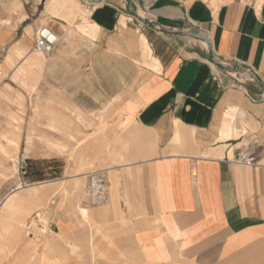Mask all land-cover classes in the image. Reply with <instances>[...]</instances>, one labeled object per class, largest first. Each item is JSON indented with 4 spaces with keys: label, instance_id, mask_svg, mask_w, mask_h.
I'll use <instances>...</instances> for the list:
<instances>
[{
    "label": "crops",
    "instance_id": "crops-1",
    "mask_svg": "<svg viewBox=\"0 0 264 264\" xmlns=\"http://www.w3.org/2000/svg\"><path fill=\"white\" fill-rule=\"evenodd\" d=\"M48 1L0 0V50L34 66L51 30L62 119H95L59 176L0 201V264H264V0Z\"/></svg>",
    "mask_w": 264,
    "mask_h": 264
},
{
    "label": "rangeland",
    "instance_id": "rangeland-1",
    "mask_svg": "<svg viewBox=\"0 0 264 264\" xmlns=\"http://www.w3.org/2000/svg\"><path fill=\"white\" fill-rule=\"evenodd\" d=\"M49 1L50 9L56 7L54 4H60ZM78 8L79 30L86 37L90 13ZM49 14L59 15L58 12ZM54 50L50 55H43L33 49L29 59L37 60L34 66H28L27 58L21 60L22 49L14 48L10 54L9 48L0 50V82L3 80L0 84V201L15 189L24 187L32 191L39 183L59 176L60 167L69 160L72 146L83 141L81 130L93 128L90 120L95 117L79 118L70 108L67 109L69 118L62 119L61 110L65 109L56 103L55 94L49 92L55 77L44 76L56 63ZM45 90H48L47 94ZM46 102L48 108H45ZM20 165L25 170L23 176L18 170ZM49 167H53L51 172ZM15 206L7 213L15 214ZM47 221L48 216L41 209L33 211L28 222L22 224L23 235L38 239L46 231Z\"/></svg>",
    "mask_w": 264,
    "mask_h": 264
},
{
    "label": "built area",
    "instance_id": "built-area-1",
    "mask_svg": "<svg viewBox=\"0 0 264 264\" xmlns=\"http://www.w3.org/2000/svg\"><path fill=\"white\" fill-rule=\"evenodd\" d=\"M57 41V36L51 30L42 27L36 34L33 47L43 55H50L54 50ZM237 162L245 166H250L252 165V158L249 157V154L241 153L237 158ZM18 170L22 176L25 175V170L22 165H20ZM104 177L105 175L102 171L87 174L88 183L84 191L86 195L92 198L93 204H100L105 200L107 190Z\"/></svg>",
    "mask_w": 264,
    "mask_h": 264
},
{
    "label": "bare ground",
    "instance_id": "bare-ground-1",
    "mask_svg": "<svg viewBox=\"0 0 264 264\" xmlns=\"http://www.w3.org/2000/svg\"><path fill=\"white\" fill-rule=\"evenodd\" d=\"M34 189H35V187H33V188H32V191H31V192H29V193H30V195H34L35 193H37V191H35ZM38 191H39V190H38Z\"/></svg>",
    "mask_w": 264,
    "mask_h": 264
}]
</instances>
